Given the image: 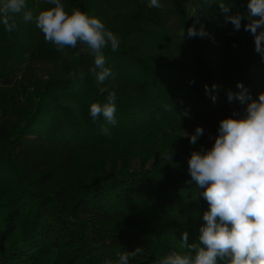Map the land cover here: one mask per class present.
<instances>
[{
    "label": "trees",
    "instance_id": "obj_1",
    "mask_svg": "<svg viewBox=\"0 0 264 264\" xmlns=\"http://www.w3.org/2000/svg\"><path fill=\"white\" fill-rule=\"evenodd\" d=\"M160 2L63 0L69 12H94L120 39L117 51L105 49L114 78L104 84L85 45L65 56L35 22L21 18L11 34L0 24V264H117L137 247L143 252L129 264H154L184 251V232L198 242L209 205L188 183V161L213 146L221 120L243 113L229 91L242 82L252 99L264 92V56L246 19L239 31L226 22L246 14L248 0H216L227 14L205 0ZM27 5L34 16L53 7ZM198 15L196 28L209 37L189 38ZM38 65L47 66L41 77ZM109 91L117 95L114 126L90 116ZM198 126L204 132L192 145L184 135Z\"/></svg>",
    "mask_w": 264,
    "mask_h": 264
},
{
    "label": "clouds",
    "instance_id": "obj_2",
    "mask_svg": "<svg viewBox=\"0 0 264 264\" xmlns=\"http://www.w3.org/2000/svg\"><path fill=\"white\" fill-rule=\"evenodd\" d=\"M208 9L219 4L224 13L230 11L224 3L205 0ZM53 7L34 16L28 8L27 0H0V24L4 30L13 33L19 28V19L24 23L35 22L47 43L55 45L56 50L65 56L66 48L86 46L94 56L90 68L98 84L113 76L106 66L105 49L115 52L120 39L108 30L105 23L93 12L91 14L73 8L66 10L63 0H48ZM150 7L162 8L160 0H150ZM247 20L244 30L255 37V51L264 56V0H248L247 11L226 15V22L239 31L242 20ZM199 15L187 36L206 37L209 33L201 25ZM180 35L184 38L185 29ZM84 74L81 73V79ZM194 83V81H193ZM217 88V85H213ZM239 93L229 91L228 100H238L246 105L243 113L234 111L233 115L220 121L218 135L210 149L194 151L188 161L189 184H194L199 195L207 201L209 208L203 214L204 224L199 229L198 242L188 243V233H183L180 247L184 251L173 250L159 256L154 264H264V92L258 99H252L243 83H238ZM206 92H210L205 85ZM108 91L101 88L100 92ZM212 100L216 96L212 95ZM117 95L109 91L104 103H92L90 116L95 122L101 116L107 124L115 125ZM107 135L108 128L102 126ZM203 127L198 126L190 136V143L197 144L203 135ZM173 149L163 153L165 160H172ZM203 190L202 192L200 190ZM143 252L142 247L134 251L118 254L117 264H129L130 258Z\"/></svg>",
    "mask_w": 264,
    "mask_h": 264
},
{
    "label": "rangeland",
    "instance_id": "obj_3",
    "mask_svg": "<svg viewBox=\"0 0 264 264\" xmlns=\"http://www.w3.org/2000/svg\"><path fill=\"white\" fill-rule=\"evenodd\" d=\"M206 37H209V35L208 36H206ZM52 67V66H51ZM47 69V66H45V65H38L37 66V73H38V75L41 77V76H43L44 75V73H45V70ZM193 133V129H192V131H190V134H192Z\"/></svg>",
    "mask_w": 264,
    "mask_h": 264
}]
</instances>
